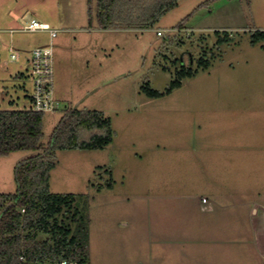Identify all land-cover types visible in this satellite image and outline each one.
I'll return each mask as SVG.
<instances>
[{"label":"rangeland","instance_id":"374dc122","mask_svg":"<svg viewBox=\"0 0 264 264\" xmlns=\"http://www.w3.org/2000/svg\"><path fill=\"white\" fill-rule=\"evenodd\" d=\"M33 18L57 36L19 30ZM255 21H264V0H180L154 27L121 31L100 28L96 17L90 25L87 0H0V109L32 105V50L50 45L60 108L45 112L43 146L72 109L97 110L111 120L109 145L57 150L50 174L51 192L89 196V232L104 233L93 264H196L203 224L217 221L216 212L201 210V196L220 193L222 181L231 191L235 181L241 189L264 174V38L254 42L264 32L253 29ZM11 27L18 28L12 35ZM11 45L20 60L11 59ZM200 58L210 66L172 87L181 67L197 70ZM145 87L160 94L150 96ZM213 140L218 146H205ZM34 154H0V192L17 190L16 168ZM219 162L242 170L234 177ZM171 165L183 177L174 187ZM110 180L113 187L98 192ZM171 194L194 202L171 206ZM161 243L166 259L158 254Z\"/></svg>","mask_w":264,"mask_h":264},{"label":"trees","instance_id":"16d2710c","mask_svg":"<svg viewBox=\"0 0 264 264\" xmlns=\"http://www.w3.org/2000/svg\"><path fill=\"white\" fill-rule=\"evenodd\" d=\"M179 1L96 0L95 17L102 29H148ZM87 2L91 25L94 0ZM183 25L181 22L177 26ZM262 37L264 34H258L254 42ZM210 64V59L200 58L197 70L182 66L172 87L180 86L183 79ZM144 90L150 96L160 94L150 87ZM44 115L32 106L0 109V154L35 152L16 168L17 190L0 192V264H59L62 259L89 264V196L51 192L50 174L57 150L102 149L109 145L113 141L111 120L97 110L72 109L65 113L48 144L43 146ZM104 187L112 188L113 182L99 184L97 189Z\"/></svg>","mask_w":264,"mask_h":264},{"label":"crops","instance_id":"0c3cea01","mask_svg":"<svg viewBox=\"0 0 264 264\" xmlns=\"http://www.w3.org/2000/svg\"><path fill=\"white\" fill-rule=\"evenodd\" d=\"M94 13V12H93ZM96 12L94 13L95 19ZM34 19V18H33ZM93 19V23H94ZM256 19V18H254ZM37 20V19H36ZM43 23V22H42ZM46 23V22H44ZM258 26H255L253 29L256 31H263L264 32V21L259 22L255 21ZM49 24V23H47ZM50 25V24H49ZM10 34L12 35L18 28H9ZM12 30H14L12 32ZM108 30H129V29H108ZM133 30V29H130ZM229 34L233 32L230 31ZM231 36V37H232ZM56 97V95H55ZM58 100V98L56 97ZM59 101V100H58ZM60 102V101H59ZM220 105V104H219ZM211 142V141H210ZM219 141L213 140L210 145L205 146H218ZM224 141H222V144ZM236 145V143H235ZM234 145V147H236ZM239 144H237V148H239ZM242 147V146H241ZM219 168L225 166L224 162L218 163ZM210 167L212 165H209ZM176 165H171V175H170V183L171 187L175 186L178 181L183 182V177L180 178L179 173L182 174V171L175 169ZM229 171H236L234 177H237L238 171L242 170L241 165L234 164V166H229ZM176 173V174H174ZM262 175V176H261ZM237 180V178H236ZM235 181V180H234ZM238 182V181H237ZM237 182L235 181L236 185H234V189L229 191L225 190V183L222 181L220 193L212 192L211 196L202 195L200 201V208L202 211H208L215 214L214 218H217L216 222H206L203 224V229L205 232L207 230L206 237L202 239V259L198 261L196 264H264V246L262 244L264 242V174L259 175V181L254 184H248L245 188H237ZM98 192H101L98 191ZM207 197L209 199V203L205 204L202 202V198ZM170 205L176 206V203H188L192 204L194 201L191 199L192 196L182 195V194H171L170 196ZM184 214V213H183ZM182 214V215H183ZM187 215V213H185ZM210 215V214H208ZM92 219L90 218L89 225L91 224ZM90 229V227H89ZM216 234L211 235L213 231ZM99 234H93V232H89V264L92 263V252L93 248L99 247V242L101 238V234H104L102 230H99ZM237 234L239 236H237ZM208 235V236H207ZM216 235V237H215ZM242 235V237H241ZM107 242L109 241V235L106 237ZM106 241L104 240V243ZM102 244V245H103ZM235 244V246L231 247V245ZM239 244H245L244 246V254L241 255L237 253V246ZM158 249V254H161L163 259H166L167 253L163 252L166 251V247L160 244ZM240 246V245H239ZM241 248V247H240ZM183 252L187 251V249L182 250ZM232 252H236L238 256L232 255ZM186 254V252H185ZM139 264H144L143 262H138ZM105 264H119L114 263V261H107ZM127 264V263H126ZM133 264V263H132ZM147 264H155L154 262H147ZM157 264H177L176 262H157ZM179 264V263H178ZM188 264V263H186ZM189 264H194L189 262Z\"/></svg>","mask_w":264,"mask_h":264},{"label":"built area","instance_id":"2783aa9c","mask_svg":"<svg viewBox=\"0 0 264 264\" xmlns=\"http://www.w3.org/2000/svg\"><path fill=\"white\" fill-rule=\"evenodd\" d=\"M22 31H48L51 38L57 36L58 30L52 28L47 23L39 22L36 19H32L26 22L25 25L20 28ZM14 30H12L13 32ZM162 35V32H159ZM232 36V34H230ZM11 53V59L18 61L21 59L20 50L14 46L9 47ZM54 61H53V48L52 46L36 47L32 50L31 55V72L30 75L33 80V89L31 98V106L35 111L48 112L54 111L60 108V102L56 99L54 93ZM202 202L209 203L207 197L202 198ZM59 264H74L66 259H62Z\"/></svg>","mask_w":264,"mask_h":264}]
</instances>
